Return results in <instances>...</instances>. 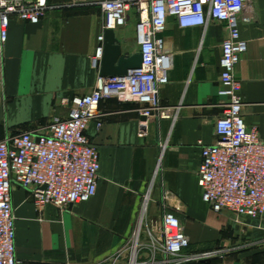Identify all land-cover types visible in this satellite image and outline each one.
I'll return each mask as SVG.
<instances>
[{
	"label": "crops",
	"instance_id": "1",
	"mask_svg": "<svg viewBox=\"0 0 264 264\" xmlns=\"http://www.w3.org/2000/svg\"><path fill=\"white\" fill-rule=\"evenodd\" d=\"M101 1L49 0L48 14L38 24L11 17L0 60V141L20 132L46 133L53 118L68 117L63 99L94 90L100 73L93 58L105 23ZM244 19L249 21L240 31L248 51L236 70L242 116L264 140V0L252 3ZM137 23L132 10L127 25L115 30L126 57L140 52ZM227 33L225 23L183 29L175 18L168 19L162 38L171 68L159 101L174 115L150 121L142 136L140 104L102 101L86 132L100 159L98 192L89 202L68 209L48 205L39 212L30 191L13 186L19 264H127L129 242L139 227L141 241L148 244L165 212L175 209L190 245L214 242L217 251L227 249L228 231H238L228 226L232 214L213 212L198 183L202 147L218 141L215 125L225 102L218 96L220 60ZM242 218L248 220L247 242L264 246V217ZM151 257L144 248L137 263L152 264ZM226 260L215 256L199 264Z\"/></svg>",
	"mask_w": 264,
	"mask_h": 264
},
{
	"label": "built area",
	"instance_id": "2",
	"mask_svg": "<svg viewBox=\"0 0 264 264\" xmlns=\"http://www.w3.org/2000/svg\"><path fill=\"white\" fill-rule=\"evenodd\" d=\"M255 1H101L105 23L98 38L100 46L93 58L94 68L100 69L105 31L125 27L132 10L138 15L136 29L142 66L123 77L99 75L90 94L63 99V105L69 107V115L65 119L53 118L46 133L20 132L0 141V264H19L12 202L14 185L30 191L39 212L48 205L68 209L89 202L97 195L99 153L86 132L98 118L104 99L140 104L142 136L146 135L150 121L173 117L174 113L159 101V88L168 82L171 68V58L162 38L170 17L183 29L207 27L211 22L227 25L220 60L218 96L225 102L215 125L218 141L202 147L198 183L204 202L213 212H227L238 218L264 217V140L256 128H248L245 124L242 82L236 74L237 65L248 51L240 26L249 21L244 19V13ZM49 9V0H0V60L8 40L11 17L38 24ZM98 127H102L101 122ZM175 212H165L160 227L149 233L148 244L141 241L142 227H139L129 242L127 264H138L141 251L147 247L152 254V264H199L205 259L184 254L190 239ZM123 253H119L115 261ZM159 257L162 260H158Z\"/></svg>",
	"mask_w": 264,
	"mask_h": 264
},
{
	"label": "rangeland",
	"instance_id": "3",
	"mask_svg": "<svg viewBox=\"0 0 264 264\" xmlns=\"http://www.w3.org/2000/svg\"><path fill=\"white\" fill-rule=\"evenodd\" d=\"M174 206L175 208H178L176 202H174ZM228 226L236 227L238 231L236 230L237 233L228 231L229 234L227 233V236L231 239L229 241L230 245L227 249H223L224 251H219L218 249L217 251V249L214 248V242L204 243L202 245L191 244L189 254L197 258L210 259L219 256L227 259L226 261H212V264H264V246L247 242L246 228L248 226V220L241 217L238 218L232 214ZM237 244L238 246H236Z\"/></svg>",
	"mask_w": 264,
	"mask_h": 264
},
{
	"label": "water",
	"instance_id": "4",
	"mask_svg": "<svg viewBox=\"0 0 264 264\" xmlns=\"http://www.w3.org/2000/svg\"><path fill=\"white\" fill-rule=\"evenodd\" d=\"M103 57L99 73L103 78L123 77L130 70L139 69L143 63L142 54L135 53L124 56L123 48L114 30H106L104 34Z\"/></svg>",
	"mask_w": 264,
	"mask_h": 264
}]
</instances>
